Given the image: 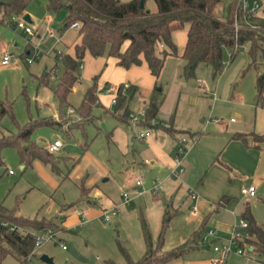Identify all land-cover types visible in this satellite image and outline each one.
Instances as JSON below:
<instances>
[{"label": "rangeland", "instance_id": "1", "mask_svg": "<svg viewBox=\"0 0 264 264\" xmlns=\"http://www.w3.org/2000/svg\"><path fill=\"white\" fill-rule=\"evenodd\" d=\"M46 1L29 0L26 5L23 15H31L28 24L33 29V34L27 38L30 43L12 25L11 16L0 20V57L4 53H15L23 59L16 64L0 65V99L11 102L15 119L4 115L0 134L15 132L17 123L23 125L30 120L47 119L52 123L36 126L32 138L43 142L46 147L54 139H59L61 146L53 153L54 165L35 157L25 166L14 146L4 147L3 163L0 164V203L14 208L21 216L49 218L61 227L52 239L35 248V255L25 264H47L40 259L43 253L52 258L51 264H107V259L126 264L118 242L128 248L129 241L125 231L114 221H104L97 215L78 224V212L86 200L82 196V187L111 186L116 179L122 181L120 177L129 169H132L129 174L132 180L140 174L145 176L146 167L140 164V156L135 152L148 137H138L144 125H132L112 114V94L104 90L105 82H122L125 68L107 55L98 59L87 55L83 59L76 70L79 80L75 90L67 95L68 105L62 108L66 117L60 119V101L54 91L62 72L57 52L66 51L75 42L78 31L68 25L63 27L65 10H48ZM229 1L222 0L218 4V14H225ZM145 6L150 11L156 9L154 0H145ZM46 16L53 17L54 37H49L44 30ZM59 33L62 34L60 39ZM180 34L175 35L177 47L183 39ZM35 53L38 57L26 62L24 58ZM230 53L231 48H226L222 70L217 75L213 76L210 66L199 63L194 75L185 78L189 84H194L196 94L192 88L177 91V83L167 80L172 93L165 100H173V106L176 105L170 116L176 131L171 133L163 129L168 136L165 149L174 144L177 147L174 135L185 134L188 137L186 143H193L183 158L184 171L180 177L183 184L194 188L198 194L194 205L198 207L199 218L208 215L201 234L213 229L208 242L226 240L230 227L241 220L240 212L247 203L264 229V152L233 136L250 131L264 133V107L255 103L256 78L264 72V44L254 60L245 47L236 51L233 57ZM45 72L48 75L43 80L41 75ZM95 74H98V103L92 109L93 119L83 123L76 111L70 113L67 109L79 104ZM197 84L203 85L206 91L203 92ZM161 97L160 93L157 94L158 102ZM141 103L135 101V107ZM149 129L156 135L161 127L157 125ZM248 141H251L250 137ZM105 177H110L108 182H103ZM251 184L255 187V195L243 194L241 187ZM200 201L210 207L204 215L198 206ZM198 242V247L179 259L181 264H190L191 260L198 261L196 264H209L218 259L212 248L205 249L201 246L204 242ZM244 261L243 256L230 252L218 264H244ZM5 264L20 263L8 255Z\"/></svg>", "mask_w": 264, "mask_h": 264}, {"label": "trees", "instance_id": "2", "mask_svg": "<svg viewBox=\"0 0 264 264\" xmlns=\"http://www.w3.org/2000/svg\"><path fill=\"white\" fill-rule=\"evenodd\" d=\"M28 1L0 0V20L11 15H22ZM143 1V7L140 6L141 0L46 1L48 10H65L63 27L69 26L72 22L79 24V42L74 45V53L57 52L62 72L54 91L60 101V119L66 117V111L63 112L62 108L68 105L67 95L79 80L76 70L86 52L94 57L103 55L114 57L116 63L124 68L139 65L144 60L150 73L157 78L164 65L165 57L178 55L176 44L172 39V31L187 24L186 42L182 53L179 54L186 60L183 66L184 76H193L200 62L210 66L215 76L222 70L223 54L226 48H231L230 56L233 57L234 53L245 45L247 52L254 60L264 44V6L261 14L250 17L251 22L259 25V29L242 27L235 34L234 15L240 14L237 0L229 1L224 15L216 11L222 0H154L155 11L147 9L145 0ZM47 75L48 72L43 73L41 79L46 80ZM97 77L98 74L92 77L93 82L86 87L81 101L77 106L72 107L73 112L76 111L79 114L83 123L93 119L92 109L98 103ZM121 86L122 83L119 84L120 88L116 95V102L113 104L112 114L128 122L133 112L130 102L138 92V87L128 83L122 91ZM256 89L255 103L264 107V72L258 74L256 78ZM159 93H161L159 85L154 84L153 95L146 105L141 125L147 127L167 125L156 116ZM4 115H9L15 121L11 102L0 99V122ZM47 122L52 123L47 119L30 120L23 125L17 123L15 132L1 133L0 164L3 163V148L14 146L24 166L30 164L35 157L54 165V152H50L43 142L39 143L31 136L36 126ZM169 122L171 125V117ZM82 124L78 123V125ZM57 125L61 127L60 123ZM166 128L169 129L171 126ZM233 136L240 137L246 145H249L248 136H250L252 146L264 150V133L251 131L248 134L235 133ZM89 189L83 186L82 196ZM175 214V211L169 209L164 212L155 241H152L147 225L142 222L146 249L138 259H132L127 249L118 242V248L126 264H168L198 247V240L202 236L208 215L202 218L199 226L191 231L185 241L169 249L162 248L169 222ZM240 216L247 221L246 234L240 240V244L251 247L253 252L263 256L264 229L256 221L248 203L244 205ZM60 228V225L52 219L24 217L17 214L14 208H7L0 203V264H5V258L8 255L13 256L20 264H25L31 256L35 255L34 232L48 229L56 231ZM106 263L118 264L110 259H107ZM260 264H264V259L260 261Z\"/></svg>", "mask_w": 264, "mask_h": 264}, {"label": "crops", "instance_id": "3", "mask_svg": "<svg viewBox=\"0 0 264 264\" xmlns=\"http://www.w3.org/2000/svg\"><path fill=\"white\" fill-rule=\"evenodd\" d=\"M25 8L23 9L22 15L26 12ZM262 9L258 12V14L262 13ZM28 17L30 20L29 21L26 20L27 23L31 22V15H28ZM44 20L45 23L43 27L45 29L46 27L52 28L53 17L46 16ZM76 29L78 31V28ZM61 30L63 29H60V31ZM179 32L181 33L180 38L183 39L180 47L179 46L177 47L176 45L178 55L177 56L167 55L165 57L164 65L157 78H155L150 73L147 63L143 60L142 63L139 65H131L129 68H125L123 81L120 82V83L128 82L130 84H135L138 87V92L131 100L133 104H131L130 102L133 111L139 108L145 102V100L147 101L149 99V97H152L154 84H159V90L161 91L160 95H162V97L159 100V106L156 116L158 119L163 120V123L167 124L165 125L166 127L171 126V128L168 129L165 126L163 127L159 125L161 129L160 131L157 132L156 135H154V133H152L149 127L147 126H144L143 130H140V131H144V130L150 131V135L147 136L148 139L135 152L136 155L140 156L139 157L140 164L146 167L145 176L143 174H140L134 180H132L129 178L130 177L129 174L131 173L130 171L132 169H129L126 171L125 176L120 177L122 181L116 179L114 180L113 184H111V186H108L109 184L106 185L104 184L102 187L96 186L94 188L92 186H89L88 188L90 189L87 190V192L83 195L84 198L86 197L84 205L82 206V209L79 210L78 212V217H79L78 224L81 225L84 221H88L91 218H94V216H97L99 214L101 207L110 206L114 204L119 205L118 214L115 215L111 221H114V223L119 228L125 231L126 237L129 241V247L128 248L125 246L124 247L127 249L132 259H138L139 257H141L146 249V244L142 231V222H144L147 225L152 241H155L157 234L160 230L164 212L167 209L175 211L176 214L170 220V225L168 226V229L166 231L162 246L163 249H169L185 241L189 236V234L191 233V231L199 226L202 219L199 218L200 216L199 212L198 214H192L191 212L192 206L194 205V200L198 198L197 192L195 191L194 188H190L187 185L183 184L182 177H180V175L184 171V168L182 166L184 162L183 158L191 150L193 143L189 142V146H190L189 151L186 154H183V156H181V165L179 166V168H181L182 170L176 175H172L171 171L176 166L175 155L177 154V149L179 147L178 139L181 137L186 138L185 137L186 135L185 134L174 135V138L177 141V147L176 144H174V146L171 145L167 147L168 149H165L168 142L167 141L168 136L166 132L172 133L175 130L172 122H171L172 125H170L169 117L172 115L174 106L176 109V105L173 106L172 104L173 100L172 102L169 98H168L169 100H165V98L167 96L169 97L172 93L170 91V88H168L167 86V80L171 79V81L177 83V87H176L177 91L186 90L187 88H192L194 94L198 93L194 87V84L191 85L186 81L185 79L186 77L183 74V66L186 63V60L179 55L182 53L186 42L187 24H185L181 28L172 31V39L174 42H175V35L178 34L179 36ZM20 33L22 32L20 31ZM60 33H59V39L62 37V34ZM78 42H79V33L77 35L75 42L69 45L66 51L69 52L70 54H73L74 45ZM87 55H90L91 57L96 59L102 57V56L94 57L90 53L86 52L80 62L79 67L81 66L83 59ZM114 60L116 62V58H114ZM200 63H205V62H200ZM109 84L111 83L106 84L105 82L104 90ZM197 86L203 92L206 91V88L203 85L197 84ZM74 90H75V86L73 87L72 91ZM177 97L178 95L176 96V98ZM97 99H98V95H97ZM135 101H141L143 103L138 105V107H135L136 106ZM176 102H178V100ZM164 105H166L168 108H165ZM163 129H166L168 131ZM249 145H252V140L249 142ZM260 151L264 152V150L262 149ZM132 167L135 168V165H133ZM109 178L110 177L103 178V182L104 181L108 182ZM138 179L141 180V183L139 185L136 184V180ZM153 185L156 187V191L152 190ZM189 190H193L195 195H191L189 193ZM124 191H126L128 193V196L130 197V200L127 204L121 203L122 194ZM198 206L203 210L202 215H204L205 210L206 211L210 210V207L202 201L198 203ZM89 207L92 209L91 211L93 215H91V211H89L87 217L83 220L81 211L84 208L90 209ZM196 209L198 211V207H196ZM217 224L219 226V222H217ZM230 228H232V226ZM219 241H223V240H219ZM203 247L205 249L211 248L209 244L206 242L203 243ZM247 255H249L250 258L241 255L244 257L245 260L244 264H260L262 257L258 255L256 252L247 253ZM195 262L198 261L191 260L190 264H196ZM168 264H181V262L179 261V259H176ZM209 264H218V263L212 261Z\"/></svg>", "mask_w": 264, "mask_h": 264}, {"label": "built area", "instance_id": "4", "mask_svg": "<svg viewBox=\"0 0 264 264\" xmlns=\"http://www.w3.org/2000/svg\"><path fill=\"white\" fill-rule=\"evenodd\" d=\"M264 4V0H237V7L238 10L240 11V14L236 13L234 15V22H233V27L235 34L237 31L242 28V27H248V28H253V29H259V25L255 24L250 21V17L257 15L258 12L262 9ZM241 16V17H240ZM240 18L242 19L240 21ZM12 19V25H14L15 28L20 30L23 33L24 38L28 43H30V40L27 38L33 34V29L32 27L27 23V21L24 19L23 15H11ZM8 24L10 23L9 21L7 22ZM70 27L73 28H79L78 22H72ZM46 34L48 36L54 37L56 32L54 31L53 28L51 27H46ZM246 48V46L244 45ZM35 48H38L37 45H35ZM30 51H27V54H29ZM38 57V53L33 54V56H26L24 59L26 62L30 63L33 61L34 58ZM20 61H23L21 55H17L15 53H4L0 57V65H6L10 62L13 63H18ZM58 61L60 62V57L58 56ZM128 86V82H123L121 86V90L124 91L125 88ZM119 84H114L111 83L106 87V91L110 92L112 94L111 102L114 104L116 102V95L119 91ZM148 102H144L139 108L134 110L132 114L130 115L128 122L132 125H140V123L143 120V117L145 115V108ZM68 112H73L72 108L67 109ZM150 135L149 130H144L140 131L138 133V137L140 139H144L145 137ZM187 139L184 137H181L178 139V144L179 147L177 149V154L175 155V161H176V166L175 168L172 169L171 174L176 175L178 174L182 169L179 168L181 165V156L183 154H186L190 146L189 144L186 143ZM61 146V142L59 139H54L53 141L50 142V144L47 146L48 150L50 152H56L59 150ZM11 172V170H9ZM141 183V180L138 179L136 180V184L139 185ZM152 190L156 191V187L153 185ZM241 192L245 195L248 196H254L255 195V187L254 185H248V186H242L241 187ZM189 193L191 195H195L193 190H189ZM130 200V197L128 196V193L126 191L123 192L122 194V202L123 204H127ZM119 211V205H110V206H103L100 208L98 216L104 220L110 222L112 218L118 214ZM192 214H198V211L196 209V206H192ZM89 213L88 208H84L81 211L82 219L84 220ZM247 227V221L244 219H241L238 223H234L231 230L229 237L224 240V241H210L208 242V237L213 234V229L209 228L205 234L201 236V241L206 242L209 244V246L217 253L218 259L215 261L216 263H220L223 261L226 256L230 252H234L238 255H243L249 257L247 253H252L253 249L251 247H247L246 245H241L240 240L244 238L246 232L245 229ZM56 234V232L52 229L48 230H39L37 232H34V244L35 248H39L42 244L46 243L50 239L53 238V236ZM62 247H65L64 244H61ZM262 259H264V255L261 256ZM250 258V257H249Z\"/></svg>", "mask_w": 264, "mask_h": 264}, {"label": "water", "instance_id": "5", "mask_svg": "<svg viewBox=\"0 0 264 264\" xmlns=\"http://www.w3.org/2000/svg\"><path fill=\"white\" fill-rule=\"evenodd\" d=\"M143 5H144V1L141 0V2H140V6L143 7ZM23 17H24V19L27 20V21L30 20L29 17H28V15H24ZM102 125L104 126V123H103V122H102ZM40 143H41V142H40ZM40 259H41L42 261L46 262L47 264H51V263H52V258H51L50 256H48L47 254H44V253L41 254V255H40Z\"/></svg>", "mask_w": 264, "mask_h": 264}]
</instances>
